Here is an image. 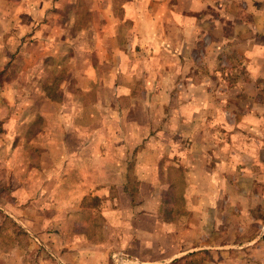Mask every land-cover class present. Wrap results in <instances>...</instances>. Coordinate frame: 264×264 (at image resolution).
Returning <instances> with one entry per match:
<instances>
[{
	"label": "crops",
	"instance_id": "obj_1",
	"mask_svg": "<svg viewBox=\"0 0 264 264\" xmlns=\"http://www.w3.org/2000/svg\"><path fill=\"white\" fill-rule=\"evenodd\" d=\"M232 4L235 11L215 8L210 0H0V126L15 127L14 136L5 138L6 144L13 141V153L18 151L13 144L22 136L29 138L27 147L35 153L44 146L39 139L45 138L47 151L38 154L34 164L45 170L42 174L80 176L77 185L64 188L70 195L64 196L63 206L71 204V191L90 194L94 202H101L103 193L121 191L129 196L131 207L130 191L185 192L182 196L189 218L142 213L120 219L117 208L111 211L109 217L118 219L116 225L133 226L132 233L116 234L122 236L123 248L111 253V257H119L113 264L132 260L130 242L149 245L154 238L136 242L142 231L158 232L162 241L157 252L162 257L153 259L150 251L138 253L135 259L140 264H162L188 253L214 254L218 250L247 256L250 240L261 238L257 231L242 242L246 247L207 241L213 226L222 223L220 206L230 205L225 194L232 197L237 185L231 184L230 178L224 181L229 174L219 170L228 166L225 160L231 163L236 159L232 150L238 155L235 148L242 142L240 151L245 153L252 141L255 150L250 149L248 156L253 159L252 179L256 175L261 179L262 172L257 165L262 164L263 142L241 130L246 121L240 117L254 116L264 100L258 97L259 102L250 108L253 111H239L229 125L225 114L231 113V108L224 96L230 91L234 96L248 93L256 98L257 93H264L260 81L264 78V0H233ZM219 14L222 18L215 21ZM237 15L242 17L234 23ZM226 63L237 71L240 83L225 82L231 79L223 74ZM228 71L235 75L232 67ZM40 72L45 76L62 73L54 90L60 99L54 100L34 81ZM28 81L31 95L22 90ZM69 97L70 102L66 101ZM57 127L60 130L54 132ZM72 131L75 134L69 135ZM69 139L77 144L73 150ZM56 143L61 145L59 152ZM44 160H49L45 167ZM55 165L61 170L48 171ZM5 174L10 172L5 170ZM129 176L138 182L132 188ZM237 190L253 199L255 207H264V188L256 180L249 188L237 186ZM97 212L96 207L95 216ZM239 215L248 217L246 207ZM74 237L78 244L65 251L83 264L88 251L81 235ZM109 239L112 244L117 238L110 235ZM99 245L90 252H98L101 262L105 252ZM250 255L252 264H264L263 247H255ZM239 262L210 259L201 264H242Z\"/></svg>",
	"mask_w": 264,
	"mask_h": 264
},
{
	"label": "rangeland",
	"instance_id": "obj_2",
	"mask_svg": "<svg viewBox=\"0 0 264 264\" xmlns=\"http://www.w3.org/2000/svg\"><path fill=\"white\" fill-rule=\"evenodd\" d=\"M232 1L233 0H210V4L215 8L222 9V11L223 7L232 8V10L235 11L236 6H231ZM244 16L245 15H243V17ZM240 17H242V15H237L234 23H237L239 21L237 18ZM246 17L251 19L249 15ZM73 18H76V16H73ZM221 18L222 17L219 14L214 20L218 21V19ZM79 20L82 21L83 16H79ZM234 32L235 31L232 30L231 35H233ZM224 67L226 68L225 71H223V74L225 75L226 72L227 76L232 79V81L231 79H226L225 82L240 83V81L236 79L238 74L234 73L237 72L234 71V67L228 65V63L223 65V68ZM230 67L233 68L232 72L233 75L235 74V78L228 71ZM223 74H221V76ZM45 75V73L40 72L39 77L34 79V81L38 83V86L41 88L43 87L45 91L50 92L54 100L60 99V93H57L56 91V93H54V90L56 89V82H58V78L62 76V73L59 74V72H55L48 76ZM70 81H73V79ZM244 81L246 80L244 79ZM260 81L264 87V78ZM31 88L32 85L28 81L25 86H23L22 90L27 94ZM235 94L234 91H230L227 96H224V102H229L231 108V113L225 114V119H227V124L229 125L233 124L234 120L237 119L239 111H241L242 114L248 109L253 111L254 109L250 108L254 107V102H259L258 97L261 96L264 100V93H257V98L248 93L245 95L239 93L234 96ZM29 95L25 97H29V99L36 98L35 96L31 97ZM77 97L76 99L78 100ZM86 97L87 104H89L90 98L88 96ZM251 98H253V101ZM70 100V97L66 98V101L70 102ZM78 101L83 103L85 99L82 97L79 98ZM24 104L25 103H22L23 107ZM250 104H252V106H250ZM257 109L258 112L254 111V116H242L240 119L244 122L246 121V124L241 130H246V133L260 138L261 142H263L260 144L263 159L262 164L257 165L259 168H262L261 179H258V175H256V179H252L251 177V173L253 172V159H250L248 156L251 155L250 149L252 151L255 150V148H253L255 144L251 141L249 144L250 147L245 153H243L240 151V146L244 148V145L241 142V144L235 148L238 155H235L232 150V158L237 156L236 159H233L231 163L228 160H225L227 161L228 166L219 167V170H223L221 172L229 174L228 176L225 175L224 181L230 178V181L233 182L231 184L236 182L237 185H235L236 187H233V192H231L233 193L231 194L232 197H230L228 193L225 194V201L229 202L230 205L227 206L223 203V206H220L221 212L219 214L221 215L223 212V215L219 218H222V223H216L213 226L212 232L210 233L212 236H210L211 238H207V241H213L215 245L221 246L225 244H244L243 246H245L246 243L242 242L250 240L257 231L261 232V238L258 241L250 240L249 245H247V247L245 246L246 248H249V254H247V256L238 254L237 252L234 254H223L219 253V250L214 254L197 252L194 258L201 261V263L204 261H210V259H233L234 262L240 261L242 264L243 262H246V264H252L251 260L253 255L250 254L254 252L255 247L264 248V207H260L259 205L258 207H255L253 199L249 196L244 197L242 195L243 191L237 190V186H247V188H249L250 185L255 184V180L262 184V187L264 188V106H258ZM59 120L62 121V119ZM59 120H57V122H59ZM248 125H250V127H248ZM14 128L15 127H12V125H9L8 127L0 126V264H78L75 256L71 254L69 257L68 251H65L71 246L78 244V238L74 237V235L76 236L78 234L81 235V241L85 244V248L88 251L85 260H83V264H99L102 263V261L106 264H113L112 262L119 259V257L117 255L111 257V253L117 251L118 248H123V246H121V237L127 233H132L133 230V226L129 227L130 225H128V223L124 225L123 222H121L122 225L120 223L119 225H116L118 219L109 217L110 212L115 211L114 209L116 208L120 211V219L135 218L136 215L139 216L142 213H149L160 217L163 215L166 216V218H189V215L187 214L186 200L184 199V195L182 196L185 192L183 190L178 191L173 189H161L155 191L145 189V191L143 190L139 192L130 191L129 193L134 200L133 207L128 203L130 200L129 196L127 194L126 196L122 195L121 191L116 193L110 191L103 193L101 202H94V200L90 201L88 196L90 194L86 195L87 193L84 192L71 191V195L73 196V199L71 200L72 202L68 207H64L63 198L66 195L67 197L70 195V193H67L64 188L67 185H77L80 176L76 174H71L70 176L52 173L42 174L41 172H45V170L37 169L34 166L36 156L41 152L47 151L44 137L39 139V142L45 146H39L40 152L35 153L30 147H27L30 145V143L26 142L29 138L22 136L21 141L18 140L16 144H13L15 145L14 149L18 150L16 153H13V148L11 147L13 141L6 144L5 138L14 136ZM18 128L19 127H16L17 130ZM26 129L27 126L21 129L22 135H24ZM45 129L47 131L51 128ZM59 130L60 128L57 127L54 132ZM229 131H232V129ZM72 134L74 135L75 132L72 131L69 135ZM217 134H219V132H217ZM52 138L58 140L55 135H53ZM67 142L71 150L77 145L74 143L73 139H69ZM85 145H88V143ZM55 146L56 151L59 152L61 150L60 143H56ZM106 148L107 147L104 146V149ZM257 157H259L258 154ZM47 161L49 160H44L45 164L43 167L46 166ZM53 168L58 167L55 165L48 169V171H52L51 169ZM60 168L61 167H59L57 171L61 170ZM5 170L8 173L10 172V175L5 174ZM175 176L176 178L179 177L177 174ZM175 176H171L172 180ZM64 177H66L65 180ZM154 177L158 178V175ZM103 182H106L105 179ZM128 182V186H131V188L138 184V182L136 183V180L133 181L130 176ZM162 183L164 182L162 181ZM147 186L149 187V185ZM181 186L182 185H180V187ZM82 197L84 198L82 199ZM81 199L84 204L83 208H80L81 205L83 206ZM150 200L152 202L154 201V204L151 206L148 204ZM96 207L98 209L97 216L93 213V210ZM245 207L247 210V218L239 215L240 210H244ZM68 212H70V215L67 214L66 217V213ZM254 218L261 219V223L253 221ZM116 227L118 228V231L115 230ZM118 232L119 236L123 235L118 237V235H116ZM137 234L138 235L135 238L136 242L146 238L154 239L151 240L147 246H144L141 242H130L128 250L129 253H133L129 254L133 255V258H130L132 260L127 261V264H140L135 258L136 256L138 257V253L142 254L145 251L153 252L151 256L154 257L153 259H157L159 256L162 257V255L157 252V245L162 241L159 239L158 232L153 234L149 231H142ZM110 235L116 236L117 238L112 240V244L110 243L111 239H109ZM96 243L100 244V248L105 252L103 256L101 255V262H99L100 257L98 252L97 255H93L92 252H90L94 250V245ZM64 255H66V257ZM102 258L105 259L102 260Z\"/></svg>",
	"mask_w": 264,
	"mask_h": 264
},
{
	"label": "trees",
	"instance_id": "obj_3",
	"mask_svg": "<svg viewBox=\"0 0 264 264\" xmlns=\"http://www.w3.org/2000/svg\"><path fill=\"white\" fill-rule=\"evenodd\" d=\"M196 253L195 252L188 253L186 255L176 257L171 261L162 264H201V261H198L197 259L194 258Z\"/></svg>",
	"mask_w": 264,
	"mask_h": 264
}]
</instances>
